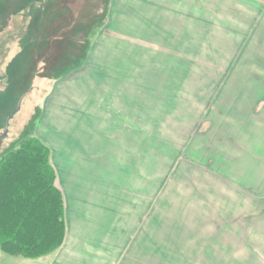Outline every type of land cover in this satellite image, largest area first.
<instances>
[{
	"label": "rangeland",
	"instance_id": "374dc122",
	"mask_svg": "<svg viewBox=\"0 0 264 264\" xmlns=\"http://www.w3.org/2000/svg\"><path fill=\"white\" fill-rule=\"evenodd\" d=\"M70 2L75 22L54 44ZM60 3L0 0V47H19L0 66V159L39 136L62 189L71 174H128L169 226L215 177L264 193V0Z\"/></svg>",
	"mask_w": 264,
	"mask_h": 264
},
{
	"label": "crops",
	"instance_id": "0c3cea01",
	"mask_svg": "<svg viewBox=\"0 0 264 264\" xmlns=\"http://www.w3.org/2000/svg\"><path fill=\"white\" fill-rule=\"evenodd\" d=\"M48 1L56 8L65 0ZM72 11L71 2L64 11L55 10L49 26L54 44L59 40L55 34L74 24L78 13ZM44 38L41 49L49 47V38ZM15 43L1 45L0 66L19 52ZM42 59L39 55L38 61ZM259 106L264 107V100ZM111 175L71 174L62 189L57 174L65 207L62 245L37 258L7 255L0 249V264H264V193L250 192L227 176L215 177L206 195L202 189L194 191L187 219L178 216L179 222L169 226L168 221L154 222L151 187L141 191L130 175ZM140 191L145 195L135 194ZM202 197L209 204L196 206Z\"/></svg>",
	"mask_w": 264,
	"mask_h": 264
},
{
	"label": "trees",
	"instance_id": "16d2710c",
	"mask_svg": "<svg viewBox=\"0 0 264 264\" xmlns=\"http://www.w3.org/2000/svg\"><path fill=\"white\" fill-rule=\"evenodd\" d=\"M67 31L55 36L64 40ZM64 208L50 148L36 135L23 137L0 159V249L27 258L54 252L66 234Z\"/></svg>",
	"mask_w": 264,
	"mask_h": 264
},
{
	"label": "water",
	"instance_id": "95a60500",
	"mask_svg": "<svg viewBox=\"0 0 264 264\" xmlns=\"http://www.w3.org/2000/svg\"><path fill=\"white\" fill-rule=\"evenodd\" d=\"M25 98V95H23L18 103V106L15 110V112L9 117V119L7 120V124H6V127H5V132L3 135H6L7 132H8V127H9V123H10V120L15 116V114L20 110V107H21V104H22V101L23 99Z\"/></svg>",
	"mask_w": 264,
	"mask_h": 264
}]
</instances>
